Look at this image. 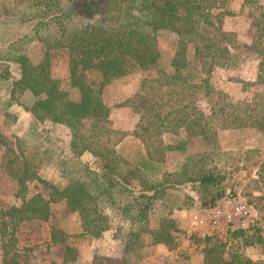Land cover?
<instances>
[{
  "label": "trees",
  "instance_id": "trees-1",
  "mask_svg": "<svg viewBox=\"0 0 264 264\" xmlns=\"http://www.w3.org/2000/svg\"><path fill=\"white\" fill-rule=\"evenodd\" d=\"M12 1L11 12L5 5L1 6L3 11L0 9V88L7 91L8 104L17 103L32 114L29 129L42 138L38 152L44 159L57 158L63 167L68 183L61 189L51 185L52 200L56 195L66 199L80 214L86 233L102 234L118 216L129 225L128 247L139 242L147 232L153 234L152 243L175 246L173 231L178 226L171 211L192 198L178 194L180 185L200 186L201 205L212 207L228 196L227 170L197 160L186 161L178 169L161 175L151 158L144 154L131 163L116 147L118 140L109 125L110 107L104 102L101 89L83 81L81 71L90 68L100 71L104 85L129 76L138 68L155 69L156 76L143 78L139 91L129 100L139 114L140 135L150 139L157 134L160 139L164 130L183 128L188 134L200 135L212 142L220 130L227 128L252 126L264 132V46L258 51L261 58L251 100L235 102L226 92H215L210 80L213 69L226 64L238 46L235 32L223 27L224 15L230 12L227 0ZM2 12L12 15L11 20L20 26L13 36L4 35L2 26L8 19L1 17ZM261 14L264 16V12ZM84 18L92 22L86 23ZM160 29L172 30L179 37L170 60L164 59L158 44ZM34 40H41L45 45V54L39 63H33L27 52ZM262 41L258 38L252 47ZM59 48L68 49L71 80L81 92L79 100L73 99L51 75L50 58ZM15 64L17 72L13 68ZM201 99L210 104L209 111L194 106ZM45 120L61 122L70 128V156H62L58 144L50 139L43 127ZM7 142L0 133V144ZM85 151L96 158L95 164L82 158ZM40 160L35 155L30 160L26 155L17 158V162L23 161L17 191L21 197H25L30 179L45 181L34 169ZM258 198L264 201L263 196ZM248 201L256 212L264 208ZM49 203V199L38 193L24 199L20 206L14 204L0 209L4 264L17 263L15 253L9 256L10 247L17 241V224L32 217L48 218ZM160 204H169L171 210L151 227ZM257 221L228 228V232L245 244L264 245L263 226ZM67 237L61 230H53L51 234L53 242H66ZM77 252L76 246L66 244L64 261L77 258ZM113 261L131 264L127 259ZM205 262L264 264V259L253 260L240 251L226 257L224 244L218 243L206 247Z\"/></svg>",
  "mask_w": 264,
  "mask_h": 264
},
{
  "label": "rangeland",
  "instance_id": "rangeland-1",
  "mask_svg": "<svg viewBox=\"0 0 264 264\" xmlns=\"http://www.w3.org/2000/svg\"><path fill=\"white\" fill-rule=\"evenodd\" d=\"M226 2L230 12L224 15L223 27L227 31L235 32L238 46L232 50L226 64L213 69L210 80L215 92L221 90L228 94L231 101L246 102L251 100L256 89L253 81L259 71L261 55L258 51L264 46V16L261 14L264 12V0ZM2 5L9 7V12L13 10L12 0H0L1 11ZM7 14H1V17L8 19L2 26L6 31L5 37L13 36L20 30L18 23L11 20L12 15ZM257 18L261 24L259 30ZM84 21L92 22L87 18ZM258 38L263 40L262 43L252 47ZM157 40L164 59L170 60L177 48L178 34L172 30L160 29ZM27 52L33 63H39L45 54V45L41 40H34L28 45ZM50 59L51 75L73 99L79 100L81 92L71 80L68 49L59 48L53 51ZM13 68L15 72L18 71L16 64ZM154 76L155 69L138 68L129 76L113 79L102 85L100 71L94 68L81 71L83 81L95 89H101V96L110 107L109 125L114 130V137L118 140L116 147L121 155L133 163L144 154L151 158L161 175L178 169L186 161L193 163L202 160L204 165H216L224 171L227 170L225 184L229 197H244L264 206V201L258 198L264 197V132L258 128L247 126L222 129L212 142L205 141L200 135L188 134L183 128L164 130L160 139L157 134L150 139L140 135L139 114L129 104V100L139 91L143 78ZM7 97L5 88H0V133L9 141L0 144V209L14 204L20 206L24 199L38 193L50 200L48 218L32 217L17 224V241L10 247L9 252V256L15 253L17 263L14 264H115L113 260L116 259H127L131 264H206V247L218 243L224 244L226 257L231 252L240 251L253 260L264 259L263 244L248 245L242 239L231 237L228 232L231 227L228 225L209 227L207 231H212V234L207 236L196 232L199 229L194 223V215H205L209 207L200 203V186L191 183L180 185L177 191H180L178 194L181 196H191L194 202L192 198L186 199L187 204L171 211L178 226L173 231L176 235V245L173 247L163 242L152 243L153 234L150 232L128 247L129 225L126 219L118 216L113 220L112 226L102 234L86 233L78 211L69 206L66 199L57 195V198H51L54 191L51 185L61 189L68 183L62 165L57 158L44 159L38 152L41 151L42 138L29 129L32 114L17 103L8 104ZM194 106L204 111L210 109L206 99L197 100ZM43 127L48 130L50 139L58 144L62 156H70V128L51 120H45ZM24 155L28 156V160L34 155L41 157L34 169L47 182L30 179L26 195L21 197L17 191L20 188L18 175L23 161L17 162V158ZM82 158L95 164L96 158L89 151H85ZM169 210V204H160L154 212L150 226H155ZM254 220L262 224L264 233V208L257 209V212L253 209L251 218L244 226ZM53 230H61L67 234V241L53 242ZM68 243L77 247L78 255L74 260L65 262L64 252ZM0 264H4L1 232Z\"/></svg>",
  "mask_w": 264,
  "mask_h": 264
},
{
  "label": "built area",
  "instance_id": "built-area-1",
  "mask_svg": "<svg viewBox=\"0 0 264 264\" xmlns=\"http://www.w3.org/2000/svg\"><path fill=\"white\" fill-rule=\"evenodd\" d=\"M206 214L196 213L194 223L201 236L211 235L212 231H207L209 227L228 225L231 228L244 226L251 218L253 206L244 197H224L219 204L206 209Z\"/></svg>",
  "mask_w": 264,
  "mask_h": 264
}]
</instances>
